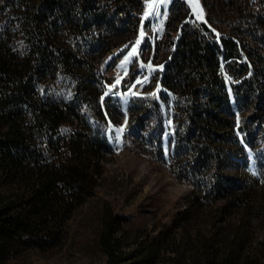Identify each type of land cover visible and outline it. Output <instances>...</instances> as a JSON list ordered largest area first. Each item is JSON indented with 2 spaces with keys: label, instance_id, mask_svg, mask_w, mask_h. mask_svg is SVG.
<instances>
[{
  "label": "trees",
  "instance_id": "obj_1",
  "mask_svg": "<svg viewBox=\"0 0 264 264\" xmlns=\"http://www.w3.org/2000/svg\"><path fill=\"white\" fill-rule=\"evenodd\" d=\"M129 6L120 0H0V264L66 242L70 222L95 195L114 152L109 129L125 114L127 141L134 128L147 129L164 153L168 130L172 163L193 188L190 206L174 220L182 237L168 230L162 239H143L136 251L124 250L118 237L123 218L104 208L99 245L106 264L160 258L169 264H264V236L255 239L264 231V180L239 183L227 172L254 126L264 131V17L210 16L239 20L229 35L210 30L207 36L206 24L173 28L179 37L170 40L174 50L163 60L160 80L166 90L160 98H133L123 112L111 96L103 103L98 71L115 45L105 44L103 34L125 23L134 34L139 30V18L119 14ZM173 20L171 14L167 26ZM248 21L261 41L251 58L237 32ZM250 65L255 70L244 78L238 70ZM249 100L251 127L233 107ZM180 152L188 157L180 159ZM259 214L261 222L253 224Z\"/></svg>",
  "mask_w": 264,
  "mask_h": 264
},
{
  "label": "rangeland",
  "instance_id": "obj_2",
  "mask_svg": "<svg viewBox=\"0 0 264 264\" xmlns=\"http://www.w3.org/2000/svg\"><path fill=\"white\" fill-rule=\"evenodd\" d=\"M108 2L113 4L115 0ZM171 14L174 20L169 27L167 22ZM194 14L203 15L199 0H153L147 5L143 16L129 15L141 20L136 34L133 27L126 23L120 26L122 21H116L114 24L120 26L118 31L107 30L101 38L105 44H115L103 55L99 64V80L105 87L103 103L105 98L111 96L110 103L126 112L133 98L147 95L160 98V91L166 90L160 82L165 69L163 60L174 50L169 45L170 40L179 37L173 28H180L183 23L191 25ZM205 24L209 28L204 31L207 36L210 30L218 36L229 35L234 33L232 27L239 25V20L214 17ZM93 30H97V26ZM237 32L243 40L244 56L251 58L253 50L261 44L260 39L253 38L249 21L242 23ZM101 40H97L96 44L100 45ZM254 70L255 65H250L238 71H244L242 74L246 78ZM94 82L96 84V80ZM235 82L240 84V81ZM233 103L235 114H246L251 127V100L243 107ZM126 117L125 114L121 117L120 125L112 124L109 129L114 152L104 162L103 180L95 195L70 222L66 242L47 250L30 249L9 259L7 264H106V255L99 245L104 208L111 209L115 215L123 218L118 237L124 250L136 251L143 239H162L163 233L168 230H171L173 238L179 240L182 237L181 227H176L174 220L190 206L193 186L189 179L179 175V168L172 163L175 153L174 147L169 144L168 130L164 135V153H161L160 143L150 139L147 129L136 127L132 138L128 141L124 138L127 131ZM167 123L170 124V118ZM243 144V150L233 155L228 174L239 183L251 184L254 178L263 182V129L255 125L252 137L249 133ZM170 146L172 150H169ZM179 155L180 159L188 157L184 152ZM206 203L210 204L209 198ZM261 216L254 217L252 223L258 225ZM256 232L255 239L259 241L264 231L259 229ZM164 248H169L167 243ZM152 264L169 263L160 258Z\"/></svg>",
  "mask_w": 264,
  "mask_h": 264
},
{
  "label": "built area",
  "instance_id": "obj_3",
  "mask_svg": "<svg viewBox=\"0 0 264 264\" xmlns=\"http://www.w3.org/2000/svg\"><path fill=\"white\" fill-rule=\"evenodd\" d=\"M153 0H120L132 7H141L142 14L143 5H149ZM203 15L194 14L193 24L197 28L202 29L205 23H208L210 16H223V17H248L251 14H259V18L264 17V0H236V3H228V0H199Z\"/></svg>",
  "mask_w": 264,
  "mask_h": 264
},
{
  "label": "bare ground",
  "instance_id": "obj_4",
  "mask_svg": "<svg viewBox=\"0 0 264 264\" xmlns=\"http://www.w3.org/2000/svg\"><path fill=\"white\" fill-rule=\"evenodd\" d=\"M136 1H142V0H136ZM228 3H236V0H228ZM146 10H147V5H143V12H146ZM127 13L130 14V15L136 14L138 17L143 16V14H142V8L141 7H132V6H129L128 7V10L125 13H121L120 12L119 14L122 16V15H125ZM251 15H253L254 17H259V14H251ZM193 25L196 27L195 24H193ZM197 29H199V28H197Z\"/></svg>",
  "mask_w": 264,
  "mask_h": 264
},
{
  "label": "water",
  "instance_id": "obj_5",
  "mask_svg": "<svg viewBox=\"0 0 264 264\" xmlns=\"http://www.w3.org/2000/svg\"><path fill=\"white\" fill-rule=\"evenodd\" d=\"M194 17V15H192V18Z\"/></svg>",
  "mask_w": 264,
  "mask_h": 264
}]
</instances>
